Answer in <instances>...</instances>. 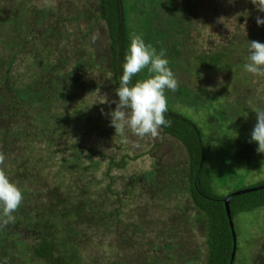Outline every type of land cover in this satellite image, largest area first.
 Returning a JSON list of instances; mask_svg holds the SVG:
<instances>
[{
	"label": "trees",
	"instance_id": "obj_1",
	"mask_svg": "<svg viewBox=\"0 0 264 264\" xmlns=\"http://www.w3.org/2000/svg\"><path fill=\"white\" fill-rule=\"evenodd\" d=\"M251 6L255 9H249ZM94 8L95 11H90V8L89 13L101 23V33L105 34L106 39L97 41L96 48L90 50L82 46L81 54L80 50L75 51L77 56L70 69L66 70L72 60L70 52L66 51L68 54L64 57L52 59V49L43 50L42 53L46 54L44 60L40 61L41 65H38L42 68L38 76L30 74V81L23 82L19 80L20 74H11L14 59H0L4 82L8 83L12 77L16 79L9 86L11 94H8V101L5 103L0 96V107L5 105L0 109V151L5 155L4 165L0 167L24 195L20 207L13 213L14 222L7 225L0 222V264H5V261L7 264H182L176 262L180 259L184 264H235L239 250L235 217L240 213L264 209V188L231 195L263 186L264 182L225 194L223 173L213 171L214 156L208 146L209 140L206 141L207 129L194 117L187 116L182 108L168 104L165 119L171 126L160 129L164 136L175 139L183 146L186 154L184 162H173L164 168L155 163L152 170L141 175L118 176L115 171L124 170L128 155L122 154L119 158L109 156L107 163L103 164L100 161L104 158L101 152L96 160L92 159V151L84 157V148L69 141L72 132L70 124L84 122L87 125L93 122L90 112L83 121L79 120L85 114L83 107L59 110L60 101L72 99L70 93L79 84L77 72L83 71L80 65L95 69L102 60L110 71L108 82L114 91L118 88L122 63L132 34L140 35L157 52L166 50L165 58L169 61L170 69L176 66L175 63L181 67L189 65L197 75L230 72L234 66L231 62L234 49L199 54L192 51L187 54L188 58L191 56L190 61L186 53L181 54L183 49H189L184 42L191 32L186 0H96ZM254 10L258 11L249 0L248 10L235 17L237 28L250 24ZM31 14L33 22L28 21V25L19 22V28L22 32L26 30L23 40L30 43L37 61L41 59L39 50H42L39 47L37 51V40L55 38L57 34L53 28H45V33L37 30L41 29L37 25V11ZM81 16L90 17L87 12L81 11L73 19L77 20ZM249 26L248 33L240 38L244 46L251 38L264 39V33L260 36L258 29ZM171 32L184 37L181 44L177 42L176 36L169 37ZM238 35H234L232 40L236 42ZM22 46L13 45V48L22 51ZM194 60L195 65L192 64ZM61 73L70 78L69 84L59 82ZM145 73L146 70L133 77V83L143 79ZM243 88L248 90V86L237 89ZM231 104L233 108L223 111V120L228 117L229 111L235 113L238 110V117L246 114L243 109L246 107L241 101ZM110 120L111 117L106 113L100 116L99 127L107 134L103 138L114 136L118 140L119 135H116ZM227 120L232 123L231 126L234 125L230 117ZM235 124L238 127L240 122ZM59 138L66 143L58 145ZM13 141L18 142L15 152L10 147ZM159 169L166 175L162 176ZM118 184L123 185L120 190L117 189ZM142 187L154 188L152 196L160 192L166 198L172 193L182 202L177 206L180 215L175 217L180 230L165 229L163 233L156 234L148 246L141 241L147 249L144 252L136 251L132 258L123 259L114 254L105 255L104 261H99L89 252L84 255L93 237L112 235L119 243H130L119 229L124 230L122 218L129 203L126 200H135L136 188L142 190ZM228 196H231L228 207L236 243L233 258V238L224 203ZM130 227L133 231L135 228L141 231L138 224ZM194 228L202 235L200 244L196 241L195 232H192ZM178 234L180 239L173 240ZM154 241L159 242L153 245Z\"/></svg>",
	"mask_w": 264,
	"mask_h": 264
},
{
	"label": "rangeland",
	"instance_id": "obj_2",
	"mask_svg": "<svg viewBox=\"0 0 264 264\" xmlns=\"http://www.w3.org/2000/svg\"><path fill=\"white\" fill-rule=\"evenodd\" d=\"M186 2L187 11L190 12V15L187 14L188 12L186 14L189 15L187 21L191 26V32L188 40L184 42L189 49H183L181 54L185 55L186 53V57L190 61L191 56L188 58L187 54L192 51L199 54L217 53L227 48H229L228 50L234 49L231 53V62L234 66L230 72L216 71L215 73L197 75L191 66L183 65L181 67L175 63L176 66L171 71L178 81V88L175 91L166 90L167 102L172 107L182 108L183 113L194 117L195 121L207 129L206 141L209 140L208 146L214 156L213 171L223 173L221 176L226 183L223 187L225 194L262 184L264 182V154L258 153V145L249 141L257 122L255 111L264 109V77L253 76L245 71L244 64L249 55L248 43L247 46L242 45L240 38L246 35L249 25L255 30L258 29L260 36H263L264 25L258 26L256 17L264 19V14H259L254 10L250 16V24H243L242 28H237L235 17L248 10L249 0H186ZM95 4L96 0H0V59L5 57L14 59L11 74H15V76L20 74L19 80L23 82L30 81L28 79L30 74L38 76L39 70L42 69L38 65H41L40 61L44 60L46 54V52L42 53L43 50L52 49V59L64 57L70 52L72 60L66 70L70 69L77 56L75 51L80 50L81 54L82 46L90 50L92 47L96 48L97 41L106 39L105 34L101 33V23L95 20L92 13H89L90 8V11H95ZM250 8L255 9L252 6ZM35 11H37V25L41 26V29L37 28V30L45 33V28L48 30L53 28L57 34L55 38L46 37V39L37 40V51L39 47L42 48L39 50L41 59H37V61L35 54H32L30 43L23 40L26 30L22 32L19 28V22H26V24L28 21L33 22V17L30 15ZM81 11L87 12L90 17L81 16L74 20L73 17L79 15ZM237 33L239 35L235 42L232 38ZM27 36L30 40V36ZM93 36L97 38L93 40ZM172 36H176V40L180 44L184 38L177 32H171L169 37ZM251 41H259L264 44L262 38L260 40L251 38ZM13 45H23L22 51L14 49ZM77 48L78 50H76ZM192 64L195 65V60L192 61ZM80 66L83 71L77 72L79 84L73 89V93H70L72 99L60 101L59 110L83 107L84 116L81 115L80 119L77 116L79 120L83 121L87 119V113L90 112L89 115L93 122L87 125L84 122L71 123L69 126L72 131L69 141L78 143L81 148H84V157L90 155V151H92V159L96 160L101 152L104 158L100 161L102 160L103 164H106L109 156L119 158L122 154L128 155V163L124 170L115 171L118 176L141 175L152 170L155 163L160 168H164L168 164L172 165L173 162L185 161L186 154L183 146L175 139L164 136L161 131L156 138H139L126 129L125 134L119 135L118 140H115L114 136L104 139L103 137L107 134H104L99 127L100 116L113 111L116 105L112 101L118 102L119 98L108 82V78L111 76L110 71L102 60L97 63L95 69L89 68L88 65H85L86 68L84 65ZM3 70H0V96L6 103L9 99L8 94H11L9 86L16 79L12 77L8 83L4 82ZM146 75L147 72L143 74V78ZM240 75L241 78H239ZM69 80L70 78L66 77L65 73L63 75L61 73L59 82L65 85L69 84ZM246 86H248V90L246 88L237 89ZM238 101H241L243 107H246L243 108L246 110V114L238 117V110L235 113L229 111L227 118L230 117L231 121H234V125L231 126L232 123L227 118L222 119L223 111L233 108L231 103ZM4 107L3 104L0 109ZM238 121L240 125L237 127L235 123ZM224 123H228V125ZM64 143L66 142L58 139V145ZM16 145L18 142L10 143L14 152ZM158 171L162 173V176L166 175L163 170L159 169ZM164 177L166 178V176ZM223 181L221 180V183ZM121 186L123 185L118 184L117 189L120 190ZM154 192L152 187H142V190L136 188L134 193L137 198L133 201L126 200L129 203L122 218L124 230L119 229V231L125 235L126 239H129V244L117 242L112 235L108 237L101 235L91 239L92 243L87 248L88 251L83 254L87 255L89 252L95 260H103V256L114 254L123 259L129 256L133 257L138 250L144 252L147 249L144 243L148 246L156 234L163 233L165 229L179 228L175 217L180 215L177 206L182 202L172 193L165 198L162 193L160 195V192L152 196L151 193ZM234 221L239 242L235 264H264V209L240 213ZM135 224L139 225L141 231L137 228L133 231L130 225ZM124 231L127 233H123ZM193 231L196 241L200 244L202 240L200 231L195 228ZM179 239L180 234L173 238L175 241ZM141 241L144 243L141 244ZM158 242L154 241L153 245ZM131 244L134 246L130 247ZM117 247H120L118 252ZM176 262L184 264L182 259L176 260Z\"/></svg>",
	"mask_w": 264,
	"mask_h": 264
},
{
	"label": "clouds",
	"instance_id": "obj_3",
	"mask_svg": "<svg viewBox=\"0 0 264 264\" xmlns=\"http://www.w3.org/2000/svg\"><path fill=\"white\" fill-rule=\"evenodd\" d=\"M256 9L264 13V0H251ZM258 26L264 25V19L257 16ZM97 37L93 36V40ZM247 62L244 64L246 72L253 76L264 77V44L259 41H249ZM166 50L157 52L151 44H146L144 39L137 34L130 36V45L122 63V76L120 84L115 90L118 102L115 109L108 113L111 117L110 124L115 129L116 135L123 136L129 129L139 138L160 135L162 127H170V122L165 119L168 111L166 90L175 91L178 81L171 71L169 61L165 58ZM146 70L145 78L135 81L133 77ZM256 124L251 132V142L258 145L257 152L264 154V109H257ZM5 155L0 152V166L4 165ZM24 200L21 189L6 175L0 167V222L7 225L14 222L15 213ZM5 264L7 262L5 261Z\"/></svg>",
	"mask_w": 264,
	"mask_h": 264
},
{
	"label": "water",
	"instance_id": "obj_4",
	"mask_svg": "<svg viewBox=\"0 0 264 264\" xmlns=\"http://www.w3.org/2000/svg\"><path fill=\"white\" fill-rule=\"evenodd\" d=\"M263 188H264V185L263 186H259V187H255V188H252V189L242 190V191H239L237 193L232 194L231 196L242 195V194H245V193H248V192H252V191H256V190H260V189H263ZM231 196H228L225 199L224 203H225L226 214H227L228 221H229V227H230V230H231V233H232V238H233V250H232V254H231V257L233 258L234 254H235L236 243H235V235H234L233 226H232L230 213H229V207H228L229 199H230Z\"/></svg>",
	"mask_w": 264,
	"mask_h": 264
}]
</instances>
